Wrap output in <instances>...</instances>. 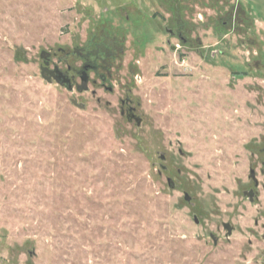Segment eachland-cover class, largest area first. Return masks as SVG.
<instances>
[{
  "label": "rangeland",
  "instance_id": "374dc122",
  "mask_svg": "<svg viewBox=\"0 0 264 264\" xmlns=\"http://www.w3.org/2000/svg\"><path fill=\"white\" fill-rule=\"evenodd\" d=\"M0 264H264V0H0Z\"/></svg>",
  "mask_w": 264,
  "mask_h": 264
},
{
  "label": "water",
  "instance_id": "95a60500",
  "mask_svg": "<svg viewBox=\"0 0 264 264\" xmlns=\"http://www.w3.org/2000/svg\"><path fill=\"white\" fill-rule=\"evenodd\" d=\"M48 56L47 53L45 52H41L40 54V58L45 60L46 57ZM56 72L57 76H52L53 81H55L56 83H58L59 85L63 86L67 91L72 92L73 88H72V83H71V79L66 76L65 73L61 72L57 67L54 68V70H48L47 68V63L44 62V66L40 67V76L43 80H45L47 83H51L52 79L50 77H48L47 74L49 73H53ZM87 83H88V76L84 73L82 75V77H80V86H78V88H76V90L78 92H84L87 91L88 87H87ZM124 113L121 111V115H123ZM126 120L130 123V122H134L136 126H139L141 124V119L139 117H137L132 110L125 116ZM168 185H170V182H168ZM184 200L186 202L190 201V197L186 194H184ZM194 222L197 223L196 219H194ZM227 231L229 232V228L228 226H224Z\"/></svg>",
  "mask_w": 264,
  "mask_h": 264
},
{
  "label": "flooded vegetation",
  "instance_id": "af4514ba",
  "mask_svg": "<svg viewBox=\"0 0 264 264\" xmlns=\"http://www.w3.org/2000/svg\"><path fill=\"white\" fill-rule=\"evenodd\" d=\"M173 7V6H172ZM173 9H174V7H173ZM86 57L84 56L83 57V55H80V59L82 60V62H83V66H82V71H78V70H74V69H71L69 66H67L66 67V71L65 72H63V73H65L66 74V76H68L70 79H71V83H72V88H73V82L75 81L74 79H75V77H78L79 78V80H80V77H82V75L85 73L86 75H87V71H91L92 69V65L88 62V60H87V58L85 59ZM56 66H52V68H51V70L53 71L54 70V68H55ZM48 70H50L49 68H48ZM48 75V77H50L52 80H53V78H52V76H57V73L56 72H54L53 73V75H52V73H49V74H47ZM70 75V76H69ZM88 76V75H87ZM100 83H101V86H103V88H104V90L105 91H107V92H109V93H111L112 92V88H109V87H106V79L105 78H101L100 79ZM76 88H78V87H76ZM124 102H121V111L123 112V113H125V111H124V109H123V107H124ZM132 110V112L134 113V111H133V109H131V108H127V113H126V115L130 112ZM125 115V116H126Z\"/></svg>",
  "mask_w": 264,
  "mask_h": 264
}]
</instances>
